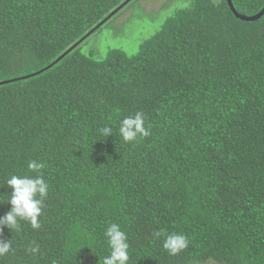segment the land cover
Here are the masks:
<instances>
[{"label": "trees", "instance_id": "obj_1", "mask_svg": "<svg viewBox=\"0 0 264 264\" xmlns=\"http://www.w3.org/2000/svg\"><path fill=\"white\" fill-rule=\"evenodd\" d=\"M124 1L0 0V216L10 176L49 186L39 229L3 228L0 264H102L111 223L129 264H264V12L189 0L132 54L81 51ZM137 111L151 134L125 142L120 121ZM161 229L188 248L169 255Z\"/></svg>", "mask_w": 264, "mask_h": 264}, {"label": "clouds", "instance_id": "obj_2", "mask_svg": "<svg viewBox=\"0 0 264 264\" xmlns=\"http://www.w3.org/2000/svg\"><path fill=\"white\" fill-rule=\"evenodd\" d=\"M122 8V7H121ZM118 133L125 142H134L138 138H146L151 134L150 126H145L144 114L137 111L132 116H125L119 124ZM99 136L104 139L112 136L113 129L104 126L98 129ZM45 165L36 160L28 163V168L39 173ZM12 191L7 198L11 208L3 216H0V235L6 226L11 231L21 230V221L29 222L34 229H39L41 223L39 217L42 214L43 200L48 192V184L41 175L34 177L27 175H12L6 180ZM3 202V201H0ZM110 253L103 257L102 264H129V243L125 231L118 223H111L104 233ZM153 236L163 240V248L169 255H178L189 246V240L184 234L166 233L163 229L155 231ZM13 250L12 240L5 241L0 238V258L6 256ZM32 254L39 252V245L28 249ZM208 264H214L212 258L208 259Z\"/></svg>", "mask_w": 264, "mask_h": 264}, {"label": "rangeland", "instance_id": "obj_3", "mask_svg": "<svg viewBox=\"0 0 264 264\" xmlns=\"http://www.w3.org/2000/svg\"><path fill=\"white\" fill-rule=\"evenodd\" d=\"M189 0H131L117 14L80 43L81 51L92 50L103 58L108 48H120L127 54L134 53L139 44L159 27L172 11ZM191 264H208L193 262ZM214 264H223L214 261Z\"/></svg>", "mask_w": 264, "mask_h": 264}, {"label": "water", "instance_id": "obj_4", "mask_svg": "<svg viewBox=\"0 0 264 264\" xmlns=\"http://www.w3.org/2000/svg\"><path fill=\"white\" fill-rule=\"evenodd\" d=\"M129 0H125L123 3H121L120 5H118L116 8H114L111 12H109V14L104 18L107 19L109 17H111L114 13H116L118 11V9H120L121 7H123ZM227 3L230 7V10L234 13L235 16L241 18V19H246V20H253L256 19L257 17H259L263 12H264V6L255 14L253 15H245V14H241L239 12H237L234 8V6L231 3V0H227ZM71 47H69L67 50H65L60 56H58L54 61H52L51 63H49L45 68L50 67L54 62H56L58 59H60L65 53L68 52V50H70ZM43 68V69H45ZM42 70V69H41ZM30 75V74H29ZM27 76V75H26ZM25 76V77H26ZM7 81H10V79H4V80H0V84L5 83Z\"/></svg>", "mask_w": 264, "mask_h": 264}]
</instances>
